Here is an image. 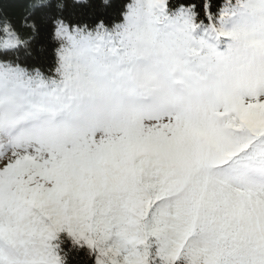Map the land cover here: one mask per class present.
<instances>
[{
  "label": "snow or ice",
  "instance_id": "1",
  "mask_svg": "<svg viewBox=\"0 0 264 264\" xmlns=\"http://www.w3.org/2000/svg\"><path fill=\"white\" fill-rule=\"evenodd\" d=\"M52 24L51 68L0 60V264H264V0Z\"/></svg>",
  "mask_w": 264,
  "mask_h": 264
},
{
  "label": "trees",
  "instance_id": "2",
  "mask_svg": "<svg viewBox=\"0 0 264 264\" xmlns=\"http://www.w3.org/2000/svg\"><path fill=\"white\" fill-rule=\"evenodd\" d=\"M130 0H49L50 7L33 15L39 30L33 33L30 27L25 26V18L31 12L30 0H0V35H2L5 21H8L21 40H30L27 47L8 51H0V60H17L24 66H36L42 69L51 68L54 63L55 42L52 39L55 17L67 22L92 24L97 17L106 23L119 22L125 6ZM62 6V7H61ZM32 21H28L31 23ZM68 264H92L85 252H70Z\"/></svg>",
  "mask_w": 264,
  "mask_h": 264
},
{
  "label": "clouds",
  "instance_id": "3",
  "mask_svg": "<svg viewBox=\"0 0 264 264\" xmlns=\"http://www.w3.org/2000/svg\"><path fill=\"white\" fill-rule=\"evenodd\" d=\"M5 23L9 24V22H8V21H5Z\"/></svg>",
  "mask_w": 264,
  "mask_h": 264
}]
</instances>
